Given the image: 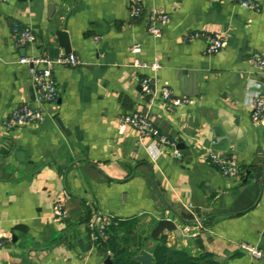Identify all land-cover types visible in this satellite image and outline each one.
Returning <instances> with one entry per match:
<instances>
[{"label": "crops", "instance_id": "0c3cea01", "mask_svg": "<svg viewBox=\"0 0 264 264\" xmlns=\"http://www.w3.org/2000/svg\"><path fill=\"white\" fill-rule=\"evenodd\" d=\"M138 1L132 18L128 0H0V264H113L87 227L95 213L112 218L119 249L147 250L153 262L163 245L174 249L166 259L182 252L197 264H264V120L251 118L253 98L264 96V70L251 61L264 57V0H254L258 10L237 0ZM154 10L169 16L158 37L147 30ZM14 25L35 41L18 42ZM215 33L224 45L209 53ZM49 52L81 63L53 67L58 96L42 106L43 121L7 127L13 107L38 106L21 60ZM144 77L154 79V96L141 90ZM162 87L188 101L169 108ZM133 112L148 113L174 145L123 123ZM210 151L234 157L238 174H222ZM56 202L64 220L53 217ZM161 218L181 236L164 229L153 238Z\"/></svg>", "mask_w": 264, "mask_h": 264}, {"label": "built area", "instance_id": "2783aa9c", "mask_svg": "<svg viewBox=\"0 0 264 264\" xmlns=\"http://www.w3.org/2000/svg\"><path fill=\"white\" fill-rule=\"evenodd\" d=\"M7 1V0H1ZM240 6L258 10L259 5L254 0H237ZM129 13L132 18L140 16L143 6L138 0H128ZM169 21L168 14L154 10L150 12L147 21V30L155 37L160 35V26L166 24ZM12 32L15 39L24 44H30L35 41V35L26 27L14 25ZM224 45V39L222 34L215 33L208 37L207 51L209 53H215ZM132 52H138L139 47L134 45L131 48ZM24 63L30 64L29 69L31 76V84L34 92V101L38 106L34 107L29 104H22L13 107L7 114L3 124L7 127L14 126H28L33 123H40L45 119V113L41 109L44 105H52L55 103L58 96V88L56 80L53 75V67L55 65H78L80 60L74 54H59L53 58H48L46 55L36 58H23L21 60ZM253 65L264 70V57L259 54H253L251 56ZM137 67H149L156 70L159 65L157 62L151 64H144L135 61ZM141 90L146 95L154 96L156 91V84L154 79L144 77L140 81ZM160 97L167 104L169 108L177 106L183 102H187L186 97L173 96L169 88L162 87L160 89ZM40 106V107H39ZM251 118L254 122L262 123L264 120V96L257 95L252 100ZM122 122L133 126L141 137H147L158 145H174L165 135L161 133L158 127L154 124L153 120L148 113L133 112L126 114L122 117ZM175 153H177L175 151ZM207 160L215 165L219 171L228 176H236L239 172V164L237 160L232 156L226 154H219L214 151L208 153ZM66 210L61 202H56L53 205V217L57 221L64 220L66 218ZM112 223V218L108 215L92 214L87 221V227L90 231V235L93 240H106L108 237L109 226ZM190 230V229H189ZM193 233L192 235H194ZM4 236L0 234V246L4 243ZM242 248L247 250L251 255L255 257L261 256V252L249 245L242 244Z\"/></svg>", "mask_w": 264, "mask_h": 264}, {"label": "trees", "instance_id": "16d2710c", "mask_svg": "<svg viewBox=\"0 0 264 264\" xmlns=\"http://www.w3.org/2000/svg\"><path fill=\"white\" fill-rule=\"evenodd\" d=\"M110 227H112V224L109 226L108 230V237L106 239V242H102L103 240H99L100 245L104 246L106 245L113 251V264H136L133 260V252L127 251L126 249H119L116 245L115 238L110 235ZM98 241V240H97ZM166 247L163 245H159L155 248L154 251V262L153 264H197L194 261L190 260L184 253H178L176 256V259H166Z\"/></svg>", "mask_w": 264, "mask_h": 264}, {"label": "water", "instance_id": "95a60500", "mask_svg": "<svg viewBox=\"0 0 264 264\" xmlns=\"http://www.w3.org/2000/svg\"><path fill=\"white\" fill-rule=\"evenodd\" d=\"M56 36L59 39L61 47L64 49L66 53H69L70 46L69 41L67 39V34L64 31H58L56 32ZM49 58H52L51 52H49ZM31 98H34V92L33 88H31ZM166 229L168 231H171L174 233V235L179 238L181 236V230L177 227L176 223L173 219L170 218H161L158 220L157 224L152 230L151 236L153 238H157L162 231ZM174 249L169 248L166 251V256L173 255ZM133 260L135 262H138V264H152L153 263V256L152 254L147 250H141L139 254L134 256Z\"/></svg>", "mask_w": 264, "mask_h": 264}]
</instances>
